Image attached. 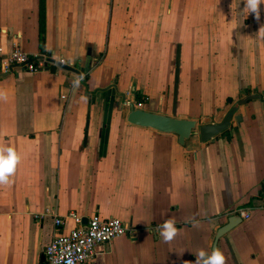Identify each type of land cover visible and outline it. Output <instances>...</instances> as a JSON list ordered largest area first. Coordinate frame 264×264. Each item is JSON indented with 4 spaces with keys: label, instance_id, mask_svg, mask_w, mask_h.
Returning a JSON list of instances; mask_svg holds the SVG:
<instances>
[{
    "label": "crops",
    "instance_id": "obj_1",
    "mask_svg": "<svg viewBox=\"0 0 264 264\" xmlns=\"http://www.w3.org/2000/svg\"><path fill=\"white\" fill-rule=\"evenodd\" d=\"M38 18L39 0H0V47L63 57L84 80L58 66L0 77V144L20 156L0 185V264H45L44 247L73 225L56 229L53 217L69 212L117 217L134 233L89 264H194L241 209L249 217L217 248L225 264H264V5L257 20L243 0H45L42 38ZM245 89L261 97L206 142L126 120L124 99L140 92L143 109L219 122ZM168 219L178 234L165 243Z\"/></svg>",
    "mask_w": 264,
    "mask_h": 264
},
{
    "label": "built area",
    "instance_id": "obj_2",
    "mask_svg": "<svg viewBox=\"0 0 264 264\" xmlns=\"http://www.w3.org/2000/svg\"><path fill=\"white\" fill-rule=\"evenodd\" d=\"M52 60L69 63L65 58L55 56L52 53L29 54L22 51L15 44L9 51H5L0 47V70L3 73L11 72L14 67H20L27 72L35 73L44 70L46 64H52ZM69 64L73 66V64ZM79 80H84L82 74L79 75ZM124 104L129 108L143 107V102H137L130 98H125ZM238 211L241 218L249 217L245 210ZM48 212H50V209L46 208L42 214H37L35 217H42ZM67 222H72L73 225L66 232L55 233L44 247L45 264H89L100 245L123 235L134 234L117 217L101 218L94 215L88 218L85 223H83L82 216L76 212H69L65 218L53 217V224L56 229L58 227L62 228Z\"/></svg>",
    "mask_w": 264,
    "mask_h": 264
},
{
    "label": "water",
    "instance_id": "obj_3",
    "mask_svg": "<svg viewBox=\"0 0 264 264\" xmlns=\"http://www.w3.org/2000/svg\"><path fill=\"white\" fill-rule=\"evenodd\" d=\"M56 66L76 73L80 75V71L74 68L69 63H60L57 60H52V64H46L44 70H49L50 72H54ZM7 73H0V77L6 76ZM260 94L250 93L246 94L243 98L237 100L229 110L226 112L224 117L219 122H212L206 124L197 125V121L194 119H184L173 117L161 113H157L151 110L143 109V108H129V112L127 114L126 120L128 123L140 126V127H148L154 130L164 132V133H174L178 136V142L180 144H184L185 140L188 139L193 133L198 134L201 142H206L215 136L221 134L226 131L232 119L234 118L237 121L241 120V116L236 114L237 108L239 105L247 103L249 100L260 98ZM83 223L87 221L86 218H82ZM241 221V217L238 214L230 215L227 218V222L218 228L215 233L213 240V248H217L218 239L224 235L227 231L233 228L236 224ZM41 261H44V256H41Z\"/></svg>",
    "mask_w": 264,
    "mask_h": 264
},
{
    "label": "clouds",
    "instance_id": "obj_4",
    "mask_svg": "<svg viewBox=\"0 0 264 264\" xmlns=\"http://www.w3.org/2000/svg\"><path fill=\"white\" fill-rule=\"evenodd\" d=\"M243 3L247 13L253 14L259 20L264 0H243ZM258 34L261 39H264V26L260 27ZM7 99V91L0 88V101ZM19 161L20 156L13 147L0 144V185L11 183L10 177L14 175ZM159 234L165 243H170L178 234L176 221L174 219L166 220L160 226ZM194 264H225V256L219 248H213L210 254L206 250L200 249L195 254Z\"/></svg>",
    "mask_w": 264,
    "mask_h": 264
},
{
    "label": "trees",
    "instance_id": "obj_5",
    "mask_svg": "<svg viewBox=\"0 0 264 264\" xmlns=\"http://www.w3.org/2000/svg\"><path fill=\"white\" fill-rule=\"evenodd\" d=\"M38 23H39V35L42 38L43 37V32L45 30V0H39V18H38ZM103 54H101L100 56H98L97 58H89V59H85V60H80L79 62H77L76 67L79 68L80 70H83L85 72H88L89 69L94 66L95 64H97L100 59L102 58ZM85 78H87V75H85ZM245 93L246 94H250V90L249 89H245ZM135 97H136V101L137 102H145L146 99L143 97V95L140 92H136L135 93ZM221 135H227L229 136V131L226 130L224 132H222ZM264 189V183L262 185L261 190Z\"/></svg>",
    "mask_w": 264,
    "mask_h": 264
}]
</instances>
